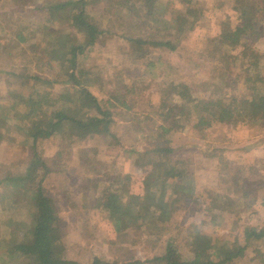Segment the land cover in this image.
<instances>
[{"label":"rangeland","instance_id":"374dc122","mask_svg":"<svg viewBox=\"0 0 264 264\" xmlns=\"http://www.w3.org/2000/svg\"><path fill=\"white\" fill-rule=\"evenodd\" d=\"M53 1L66 0H0V236L19 228L13 221L30 222L27 194L4 183L26 174L35 180L45 175L43 191L58 217L63 254L84 264H166L154 258L165 254L169 241L182 258H191L189 241L196 230L239 245L247 244L246 230L264 231V174H259L264 158L257 155H264V121H213L203 106V101L208 109L229 106L232 100L242 104L264 90L261 8L253 9L259 36L230 49L213 39L239 22L233 0H129L127 7L123 0H85L86 19L106 32L84 47L73 67L62 55L84 44L86 35L66 13L50 15L42 8ZM129 36L169 41L174 48L136 47ZM72 70L110 111L108 131L79 140L68 135L73 127L64 123L34 142L24 127L29 119L18 94L48 93L62 106L60 95L78 87L69 80ZM170 84L186 85L188 98H178ZM70 107L73 116L97 114L88 108V99ZM45 109L27 112L47 122L51 111ZM169 110L182 129L164 134L162 125L169 121L163 123L161 115ZM159 148H169L170 163L184 171L163 179L170 189L184 183L178 208L151 224L121 230L113 215L99 211L102 191L110 184L119 187L124 199L135 193L149 209L157 207L162 198L145 197L153 188L144 177L159 158L153 153ZM161 174L157 170L155 175ZM218 207L230 211L223 213L226 219L215 212ZM3 251L0 247V257ZM245 251L232 264H264V238Z\"/></svg>","mask_w":264,"mask_h":264},{"label":"trees","instance_id":"16d2710c","mask_svg":"<svg viewBox=\"0 0 264 264\" xmlns=\"http://www.w3.org/2000/svg\"><path fill=\"white\" fill-rule=\"evenodd\" d=\"M123 1L125 5L122 6L127 7L129 0ZM233 1L239 22L231 27L227 33L219 34L213 39L214 43L219 47L226 46L230 49L240 45L245 38L252 39L259 36L260 20L253 15V9L258 5L264 14V0ZM85 7V0L53 1L42 6L50 15L66 13V18L71 19V25L84 29L86 35L85 43L71 46L62 55V61H67L73 67L76 66L78 55L83 53L84 47L96 43L100 36L106 32L105 29L98 28L97 25L86 19ZM77 8L79 9L76 10ZM73 12L74 14L72 15L71 13ZM17 38L19 42L25 41L18 33ZM127 39L136 47H140L143 44H154L168 46L171 49L174 48L169 41L143 39L138 36H129ZM11 75L16 79L21 78L18 73H11ZM68 77L78 87L74 92H66L60 95L64 97L61 101L62 106L56 105L58 100L53 101L48 93L18 94V104L25 106L26 117L29 119V125L24 127L34 142L37 139L53 135L64 123L73 127L68 135L73 134L79 140L93 138L108 131L109 125L112 123L110 111L102 109L99 100L82 84V81L79 80L73 70ZM31 78L34 80L39 79L35 75H32ZM169 88L181 100L188 98V87L186 85L170 84ZM80 99H88L90 101V107L88 108L94 109L97 114L89 115L85 111L80 116H73L70 104L76 103ZM188 101L189 99H187ZM207 105L208 102L206 104L203 101L204 111L208 112L213 121L224 123L238 121L243 122V124L264 121V90L253 99L243 101L242 104H236L235 100H232L229 106L222 104L218 109H208ZM30 108H46V112L48 110L51 111V117L47 122H44L40 119L37 112H27ZM169 111L170 114L161 115L163 123L169 121L167 126L162 125L164 134L182 129V126H176V122L172 121V117L175 115L174 111ZM202 120L201 118L200 122ZM170 152L169 148H159L153 151L154 154L158 153L159 158L151 161L150 171L144 177L145 182L148 183L147 185L153 188L148 190L145 197L152 194L155 198L156 195L162 198L161 201L158 200L160 205L158 204L157 207L150 209L146 207L139 194L128 193L125 194L126 199H124L119 192V187H113L110 184L104 187L100 203L98 204L100 207L99 211L113 215L115 224L119 229L127 230L135 226L140 227L151 224L155 219H159L169 211L178 208L177 203L180 201V195H183L184 183L174 184L175 188L170 189L167 188L168 184L163 179H173L183 174L184 171L170 163L169 158L166 156ZM33 156L35 161L39 160L36 153ZM157 170H162V178L155 175ZM44 177L45 175H40L35 180L31 175L26 174L5 178V185L22 188L27 194L24 207L29 210L30 222L26 224L19 221L16 223V225H19V229H10L7 237L1 238L0 236L4 250V256L0 257V264H18L20 260L30 261L31 264H82L63 254L64 251L61 249L58 230V217L43 191ZM168 197L170 198L169 200ZM19 208L21 207L19 206ZM19 230L25 231L26 239L23 238ZM263 237L264 231L261 229H248L245 231V240L247 242L249 239L260 240ZM246 247L247 244L239 245L236 241L232 243L227 241L218 242L215 238L196 230L192 233L189 241L191 258H182L178 248L169 241L165 254L154 259L164 260L166 264H229L242 258ZM90 264L109 263L92 260Z\"/></svg>","mask_w":264,"mask_h":264},{"label":"crops","instance_id":"0c3cea01","mask_svg":"<svg viewBox=\"0 0 264 264\" xmlns=\"http://www.w3.org/2000/svg\"><path fill=\"white\" fill-rule=\"evenodd\" d=\"M261 150V152H263V148H261L260 149ZM259 157H261V158H264V155H262V154H257ZM260 169V168H259ZM261 173H259V174H261L260 176H262L263 174H264V169H260L259 170ZM45 178V177H44ZM16 188H19V187H16ZM20 190H22L23 191V189L22 188H19ZM26 198H27V195H26ZM261 203H262V205L264 206V198L263 199H261ZM218 211H220V212H218ZM215 212H217V213H219V214H222V216L226 219V215H229V213H230V211H228V210H223L222 209V207H220V208H215ZM222 212V213H221ZM223 213H224V215H223ZM17 222H19V221H16V222H14L13 221V223L14 224H16ZM21 222H23V221H21ZM10 223H12V221L11 222H8L7 224H10ZM214 224V223H213ZM19 229V228H18ZM19 232L21 233V235H22V232L19 230ZM5 237H7V236H5ZM1 238H4V237H2L1 236ZM264 238V237H263ZM252 241H258V240H252V239H249L248 240V242H247V246H249L250 244H251V242ZM0 247H1V249H3L2 248V242L0 241ZM246 250V249H245ZM245 254H246V251H244V256H245ZM4 256V251H3V255H2V257ZM243 256V257H244ZM72 259V258H71ZM241 259V258H240ZM74 260H77V261H79L80 263H82V264H84L81 260H79V259H74ZM90 264V263H89ZM229 264H232V263H229Z\"/></svg>","mask_w":264,"mask_h":264}]
</instances>
